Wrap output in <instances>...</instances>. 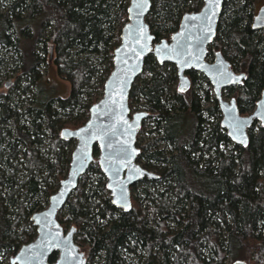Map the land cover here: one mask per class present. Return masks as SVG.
Returning <instances> with one entry per match:
<instances>
[{
	"label": "trees",
	"instance_id": "1",
	"mask_svg": "<svg viewBox=\"0 0 264 264\" xmlns=\"http://www.w3.org/2000/svg\"><path fill=\"white\" fill-rule=\"evenodd\" d=\"M127 1L1 0L0 68L18 55L16 80L26 83L19 94L29 87L33 93L28 101L14 100L12 92L0 98V258L34 239L29 217L55 192L74 146L59 132L84 124L88 107L101 95ZM253 3L223 0L208 48L211 53L223 47L224 55L246 69L236 88L240 112L256 101L264 84V35L249 27ZM200 7V0H150L145 23L153 41H167L181 15ZM32 21H37L34 31L27 27ZM36 46L54 54L56 75L68 85L66 96L44 95L37 71L44 59ZM193 77L192 87L200 91L207 85ZM175 83L174 67L157 66L148 56L129 91L130 113H147L136 137V163L157 170L156 180L130 187L131 209L122 213L110 205L94 161L58 212L61 228L74 229L85 264L92 257L99 264H224L235 261L236 253L246 264H264V127L249 131L246 146L233 145L219 127L216 107H200L193 89L180 94ZM202 101L209 104L207 90ZM147 125L154 137L143 142Z\"/></svg>",
	"mask_w": 264,
	"mask_h": 264
},
{
	"label": "water",
	"instance_id": "2",
	"mask_svg": "<svg viewBox=\"0 0 264 264\" xmlns=\"http://www.w3.org/2000/svg\"><path fill=\"white\" fill-rule=\"evenodd\" d=\"M200 1L197 12L182 14L169 39L157 43L145 23L150 0L127 1L126 22L120 29L119 43L112 51L111 70L103 82L101 97L88 107L84 124L59 132L62 141L74 142L65 176L48 197L46 207L29 217L35 229L34 239L19 247L7 264H85L83 253L72 239L74 229L63 232L56 217L92 163L94 148L97 150L95 163L104 178L110 205L122 213L131 209L132 185L143 179H157L155 174L136 163L139 154L136 137L147 113H130L127 105L129 91L141 74L146 57L151 56L157 66L170 64L174 67L178 93L189 89L185 76L189 70L207 80L220 109V126L231 143L244 147L248 141L246 129L253 121L264 126V89L254 110L243 117L238 115L233 99L227 102L221 99L220 91L238 85L242 75L229 71L219 53L214 54L212 63L206 62V50L215 37L223 0ZM251 27L264 32V4L253 17ZM53 253L55 260L48 262ZM231 264L245 263L235 261Z\"/></svg>",
	"mask_w": 264,
	"mask_h": 264
},
{
	"label": "rangeland",
	"instance_id": "3",
	"mask_svg": "<svg viewBox=\"0 0 264 264\" xmlns=\"http://www.w3.org/2000/svg\"><path fill=\"white\" fill-rule=\"evenodd\" d=\"M261 1L262 0H256L254 2L255 9L261 3ZM0 5H1L0 6V11H2L1 10V7H2L1 0H0ZM27 27H28V29L30 31L36 30L37 21H32V24H29L28 23L27 24ZM38 49H39V46H36L35 47V50H34L35 53L38 54L39 57H43V59H44L43 62L37 68L39 81L45 87L43 89L44 90V95L46 97H48V96H52V97H64V96H66V94L68 92V85L66 84V82L60 80L57 77V75H56V70H55V67H54V64H53L54 54L52 52L50 54L41 53V52H39ZM10 55H11V53H10ZM17 56L14 55L15 58H13V59H10L9 58L2 65V67L0 68V98H1V100L3 98L1 96H4V95L9 94L11 92H12L11 93V96H12L11 98H13L14 100H16L17 98L18 99L20 98V99H24V100L28 101L30 99V97L32 96L33 88H30V87H29V91L27 92V94H24V95H20L19 94L20 93V88H22L23 86H25L26 83L23 82L21 78H18V81L16 80L17 75H18V73H17L18 69L15 68V63H16L15 60L17 59L16 58ZM14 82H15V85H14ZM197 86L198 85H194L190 89L191 90L193 89L195 91V95L199 99V105H200V107L211 106L210 103L207 104V103H204L202 101V90H206L207 89L206 86L202 85L201 86V89L202 90H200V91L198 89H196ZM174 87H176V83H175ZM14 88H16V89H14ZM18 95H20V96H18ZM13 96H15V97H13ZM100 97H101V95H98L97 96V100H99ZM223 98L226 101V100L229 99V96H224ZM85 102H86V104L89 103V101H85ZM29 107H30V104H29ZM140 111H143V110L142 109H138L136 112H140ZM150 129L151 128H149L148 125H147V128L145 129L144 134H143V142H146V141H148V139H151V138L154 137V134L149 133ZM156 145H158L159 149H161L163 147L160 143H157ZM72 147H73V145L71 146V149H72ZM93 158L94 159H93L92 162L95 161V156ZM150 172L153 173V174H155L157 172V170H151ZM64 176H65V173H63L61 175L62 178ZM90 178L92 180H94V176L91 175V176L88 177V179L90 180ZM57 186H58V182H55V189H54V191L57 189ZM157 188H159V190H161V191L164 190L162 186H158ZM138 189H140V187H138L137 190ZM152 194H153V191H152ZM132 195L139 196V197L141 196L139 193H136V194H133L132 193ZM153 196H155V195L153 194ZM46 205H45V207H46ZM168 225L170 227H172L171 226V223H168ZM235 256H236L235 261H242L243 262V255L241 253H236ZM1 258H0V262L2 264H7L9 257L6 254H3L1 256ZM226 261L227 260H225V264H227ZM90 263L91 264H99L98 263V259L95 258V257H92L91 258Z\"/></svg>",
	"mask_w": 264,
	"mask_h": 264
},
{
	"label": "flooded vegetation",
	"instance_id": "4",
	"mask_svg": "<svg viewBox=\"0 0 264 264\" xmlns=\"http://www.w3.org/2000/svg\"><path fill=\"white\" fill-rule=\"evenodd\" d=\"M256 0H254V2H255ZM264 4V0H262L261 1V3L257 6V8L255 9V6H254V3H253V6H252V8H251V18H250V24H249V27H250V29H251V31H252V33H257V34H260V35H264V32L262 31V29H259V30H254V29H252V27H251V25H252V20H253V17L254 16H256V14H257V12H258V10H259V8L262 6ZM220 18V17H219ZM210 45H212V43L210 44ZM210 45L207 47V50H206V62L207 63H212V61H213V56H214V54L215 53H219L220 54V56L222 57V59L224 60V62L225 63H227V65H228V70L229 71H231L232 73H234V74H236V75H242V79L240 80V82H239V84L238 85H232V86H229V87H227V88H223L221 91H220V97H221V99L223 100V101H225V99L223 98L224 96H229V99H233L234 100V104H235V107H236V109H237V113H238V115L239 116H241V117H243V116H247L248 114H250L253 110H254V107H255V103H256V101L258 100V98H259V96H260V92L264 89V84H263V87H262V89L260 90V92L258 93V96H257V98H256V101L255 102H253V104L250 106H247L246 107V109L244 110V111H242V112H240V110H239V105H238V101H237V95H238V90L236 89V88H238V87H240L241 85H242V83L245 81V79H246V76H247V72H246V69H244V68H242V67H240V66H238L237 64H236V62L235 61H233V59L232 58H230V57H227L226 55H224L223 53H222V49H223V47H220V49L218 50V51H211V53L210 52H208V48L210 47ZM238 61H239V59H238ZM237 61V62H238ZM165 65V64H164ZM175 70V69H174ZM193 75H196V76H198L199 78H203L204 80H205V82L207 83V85L206 84H202V85H204V86H206V90L209 92V103L211 104V106L213 105V106H215L216 107V110H217V112H218V115H219V127L221 128V126H220V120H221V114H220V109H219V106H218V103H217V101L215 100V98H214V94H213V92H212V89H211V86L209 85V83L207 82V80L201 75V74H199V73H197V72H195V71H192V70H189V71H187V72H185V76L188 78V81H189V90H190V88L192 87L191 86V82H192V79H191V77L192 78H194L193 77ZM175 77H176V73H175ZM201 78V79H202ZM177 80V79H176ZM194 81H196L195 79H194ZM201 85V86H202ZM188 90V91H189ZM186 92V91H185ZM184 92V93H185ZM181 94V93H180ZM183 94V93H182ZM228 99V100H229ZM228 100H226L225 102H227ZM143 121V120H142ZM257 127H264V126H262L259 122H257V121H253V123L251 124V126L249 127V128H247L246 129V134H247V139H248V133H249V131H254ZM223 131H225L223 128H221ZM226 133V132H225ZM226 135V134H225ZM227 137V136H226ZM229 140V139H228ZM248 142V141H247ZM231 143V142H230ZM231 144H233V143H231ZM247 144V143H246ZM233 145H235V144H233ZM237 146H240V145H237ZM246 146V145H245ZM241 147H243V146H241ZM61 227V226H60ZM70 228H72V227H70ZM70 228H67L66 230H63V232H65V231H67L68 229H70ZM74 235H75V231H74ZM74 235H73V237H72V239L74 238ZM74 242V241H73ZM74 244H75V242H74ZM76 245V244H75ZM79 250V249H78ZM80 252V251H79ZM52 255H54V259H53V261L55 260V258H56V254L55 253H53ZM83 257H84V255H83ZM85 259V258H84ZM53 261H51V262H53ZM49 262V261H48ZM227 262V264H231L232 262H235V261H226ZM242 262V261H241ZM245 263V262H244ZM224 264H225V261H224ZM246 264V263H245Z\"/></svg>",
	"mask_w": 264,
	"mask_h": 264
}]
</instances>
